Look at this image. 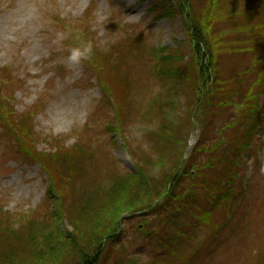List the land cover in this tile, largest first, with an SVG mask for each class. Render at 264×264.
Here are the masks:
<instances>
[{
	"label": "rangeland",
	"instance_id": "374dc122",
	"mask_svg": "<svg viewBox=\"0 0 264 264\" xmlns=\"http://www.w3.org/2000/svg\"><path fill=\"white\" fill-rule=\"evenodd\" d=\"M182 1L189 6L188 11L194 13H200L207 2L172 0L164 5L160 0H0V103L2 97L11 96L17 114L32 116L41 151L50 150L54 140H63L67 146L78 141L90 145L94 155L80 161V178L74 183L79 193L90 188L96 179L110 176L114 170L136 172L137 168L124 146L125 139L115 130L108 129L114 121V110L112 99L106 100L100 90L99 75L84 64L79 67L66 65L63 61L68 55V45L52 44L57 32L66 31L63 25L89 27L97 48H113L111 56L122 58L124 65L116 73L121 80L116 79L118 82L115 83L125 100L127 137L131 136V146H138L150 157L157 159L169 149L171 160H175L169 135L177 130L182 134L189 132V146L183 161L199 171L200 158L207 157H190L203 125L215 130L212 140H216L220 127L233 119L228 109L200 108L199 102H192L197 97L190 90L184 92L185 102L176 109V116L172 113L163 116L162 113L159 117L157 113L155 121L148 124L141 121L140 113L152 107L155 96L162 92L167 94L165 83L154 75L152 52L184 47V67L192 61L187 31V22L191 19L183 18L188 15L181 11ZM219 3L226 8V15L214 22L212 41L215 40L221 49L219 56L224 76L243 72L240 77L244 87L256 81L264 67V62L256 63L258 57L264 59V35H260L264 29H260L264 23V0H219ZM230 10L236 12L232 19L227 12ZM168 11L175 14L169 17ZM244 24L250 32L240 31ZM247 46H259L260 49L255 52L254 48L247 50ZM203 47L207 61L210 56L207 40ZM3 79L7 84L2 82ZM262 79L264 86V76ZM188 95H191L190 100H187ZM261 104L264 106V94ZM144 127H148L146 132ZM158 131L166 133V141L158 139ZM12 140L8 131L0 127V205L9 220L4 226L9 231L0 229V256L10 253L19 264H53L48 256L49 250L53 249L46 245L50 239L41 238L40 232H33L44 222L48 228L56 222L51 218L53 203L47 198L49 179L38 163L17 154ZM212 140H209L210 146L214 144ZM240 169L243 180L237 187L240 197L236 204L231 209L226 205L219 206L208 217L207 223L198 224L196 234L193 228L185 227L191 235L181 240L179 247L171 245L177 256L163 251L168 262L264 264V131ZM190 183L191 179L187 177L178 190L181 195L170 208L152 210L145 206L142 211L125 213L116 233L119 237L107 246L106 264H114L117 258L121 259L119 264L129 263L134 258L139 264H148L156 257L161 262L159 232L176 230L175 226H167V218L175 205L182 204ZM131 195L126 187L120 189L114 199L117 205L127 204L133 208L151 202L142 196ZM72 197H63L66 206ZM190 208L195 216L201 209L198 204H192ZM108 211L101 215L96 212L85 214L79 229L84 243L91 240L94 230L101 232L102 224L109 219ZM97 220L98 224L94 225ZM30 224H33L30 228L22 229ZM58 224L65 229L71 227L66 217L58 220ZM74 263L75 260L69 264Z\"/></svg>",
	"mask_w": 264,
	"mask_h": 264
},
{
	"label": "trees",
	"instance_id": "16d2710c",
	"mask_svg": "<svg viewBox=\"0 0 264 264\" xmlns=\"http://www.w3.org/2000/svg\"><path fill=\"white\" fill-rule=\"evenodd\" d=\"M170 1L172 0H160L164 5ZM187 6L185 2H181L182 13L188 15L183 18L187 21L191 19V22H187V31L191 48L190 60L192 61L189 60L190 62L184 67L183 59L186 56L184 47L168 52L165 50L152 52L155 57L154 75L156 79L165 83L167 94L162 92L155 96L156 101L151 105L152 107L149 106L145 112L140 113V118H142V123L148 124L154 120L157 113H159V117H162V113L163 116L169 113L176 116V109L184 105L185 101L182 98L184 92L190 90L197 97V100L192 102H199L200 108L206 106L210 110L212 107L218 111L230 110L233 119L230 118V123H225L220 127L218 139L212 140L216 135L215 130L211 131V127L208 125L205 127L202 124L204 127H202L199 141L193 148L190 157V159L198 156L207 157L204 160L200 158L202 163L199 171L197 168L188 167V164L183 161L189 146V132L182 134L177 130L169 135V138L172 139V147L175 149V160H171L170 153L172 151L169 149L167 152H163L159 158L154 159V156L150 157L138 146L129 144L131 136L127 137V123L124 118L125 105L123 104L125 100H122L116 85L121 80V77L116 73L121 70L124 63L121 57L111 56L110 51L113 48L108 49L106 46L97 48L94 43L93 31L87 26L63 25L66 33L73 34L64 43L69 48L75 46L77 43L74 38L75 34H79L85 41L93 42V56L90 61H85L82 64L96 71V74L99 75L97 82L104 98L112 99L114 121L110 123L108 129L115 130L125 139L124 146L136 165V172L114 170L110 176L105 175L103 176L105 179H96L90 188L79 193L74 183L77 178H80L78 174L80 161L89 160L94 155L90 145L78 141L72 146H67L63 140H54L50 150H39V140L34 133L32 116L17 114L12 105L11 96L1 98V129L7 130L12 136L17 154L38 163L49 179L47 198L53 203L51 218L56 219V222L50 228L44 222L33 232H40L41 238L50 239L46 245L53 249L48 252L53 264H69L74 260L76 264H106L104 257L108 252L107 246L119 237V234L116 233L120 230L123 215L142 211L145 206L153 208L152 210L160 207L170 208L174 204L173 201L181 195L178 190L187 177H190L191 183L182 197L183 202L181 205H175L167 218V226H175L176 230L159 232L158 246L159 249H162L160 251H162L163 260L159 262L156 257L148 261V264H171V260L168 262L164 258V254L177 256L176 250L172 251L171 245L179 247L181 240L191 235L189 230H185V227L193 228L196 234L198 224L207 223L208 217L219 206L226 205L231 209L238 201L240 193L237 191V187L243 180L240 168L244 164V159L250 157L255 141L264 131V106L261 104V96L264 94L262 82L264 67H262L261 76L244 87L241 86L243 80L240 77V73L243 74V72H239V75L225 77L219 56L221 49L215 40L212 41V31L214 22L219 21L222 15L223 17L226 15V8L221 6L219 0H207L200 13L188 11ZM227 12L231 19L236 13L233 10ZM166 14L171 17L175 12L168 11ZM263 26L264 23L260 29L264 28ZM240 31L250 32L251 30L244 24ZM261 34L264 35V29L262 32L260 31ZM205 40H207V48L210 51L207 61L204 60L206 58L203 47ZM258 47L247 46L246 49L253 50L254 48L256 52L260 49ZM257 59V64L264 62L263 58L258 57ZM2 82L5 83L6 80L3 79ZM3 83V88H5ZM121 83L124 85V82ZM189 97L191 95H188L187 100L191 99ZM174 111L176 112L174 113ZM31 114L33 115V113ZM127 114L129 115L128 112ZM212 125L214 126V123ZM144 130L146 132L148 127H144ZM149 133L152 137L153 132ZM158 139L166 141V133L158 131ZM210 139L214 143L211 146L209 145ZM122 187L129 188L132 192L131 197L142 196L151 202L134 208L127 204L117 205L118 202L114 199V195L120 189L123 190ZM63 197H72L67 206ZM192 204L196 206L198 204L201 208L196 216L191 213L193 208L189 209ZM107 211L109 219L102 224L101 232L94 230L91 240L86 238L88 242L84 243L79 229L85 220V214L88 216L90 213L96 212L101 215ZM4 214L0 205V229L9 231L4 228L5 221H9ZM63 217L68 219L70 228L65 229L58 224V220ZM96 224H98V220L94 223V225ZM31 225L33 224L25 225L22 229L30 228ZM195 234L192 235V238ZM120 255L123 260V252ZM120 260L117 258L114 264H119ZM0 264H19V262L10 253H3L0 256ZM125 264H139V260L134 258Z\"/></svg>",
	"mask_w": 264,
	"mask_h": 264
},
{
	"label": "clouds",
	"instance_id": "9594fccd",
	"mask_svg": "<svg viewBox=\"0 0 264 264\" xmlns=\"http://www.w3.org/2000/svg\"><path fill=\"white\" fill-rule=\"evenodd\" d=\"M70 35H73L72 33H66L63 31L57 32L55 34V38L52 40V44L62 47L64 44V41H66ZM75 40L77 41L76 45L73 47H70L68 49V55L64 59V63L66 65H72L79 67L83 62L90 61L93 52H94V45L92 41H85L81 39V36L79 34H75L74 36Z\"/></svg>",
	"mask_w": 264,
	"mask_h": 264
},
{
	"label": "bare ground",
	"instance_id": "6f19581e",
	"mask_svg": "<svg viewBox=\"0 0 264 264\" xmlns=\"http://www.w3.org/2000/svg\"><path fill=\"white\" fill-rule=\"evenodd\" d=\"M133 9V8H132Z\"/></svg>",
	"mask_w": 264,
	"mask_h": 264
}]
</instances>
